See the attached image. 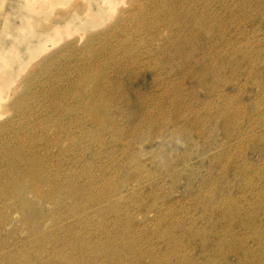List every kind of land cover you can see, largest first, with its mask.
I'll return each instance as SVG.
<instances>
[{
    "label": "rangeland",
    "instance_id": "1",
    "mask_svg": "<svg viewBox=\"0 0 264 264\" xmlns=\"http://www.w3.org/2000/svg\"><path fill=\"white\" fill-rule=\"evenodd\" d=\"M165 1L176 10L179 8L177 12H181L180 9L187 5V0ZM249 1H251L253 10L260 9L255 5L256 3L264 5V0ZM194 2L195 0H192L193 11L202 14V0ZM158 3L159 0H0V92L2 93L0 95V264H128V262H130L129 264H137V261L126 257V260L129 259L130 261L125 262L121 253L118 255L120 258L110 253L115 248L116 250L123 249L128 243L142 250L144 257H155L159 262L162 260L161 263L165 262L166 264V260L164 261L166 258L164 254L167 252L166 245L174 248L181 239V237L177 238L180 236V229L178 230L177 227L171 230L172 239L170 238L168 240L170 243L166 245L163 233L159 232L158 229H162L164 225L169 227V222L172 226L186 225L188 218H192V216L209 218L208 209L200 206L203 203L200 204L202 201L198 199V193L209 192L210 195L211 192L212 194L217 189V183H213L214 186H212L213 184L208 186L206 181L209 176L211 178L216 177L218 173L208 170L206 164H202L206 155L204 154L205 145H202L201 141L187 142L184 139H179L175 146H171L169 145L171 136L165 132L154 138V142L149 144L148 139L150 137L148 135L151 134V130L145 129L144 132L137 134L142 136L141 139L136 136L132 137V127L128 125L127 119L121 116L115 117L114 126L110 125L109 131L107 128L103 131L98 130V127L89 124V112L86 105L91 97L90 92L82 88L81 81L88 82L90 80L89 85L94 81L99 82V87L103 91L102 94L95 96V104H91L92 108L107 110L108 99L109 101L112 100L120 111H125L126 108L122 101H119L117 96L113 97L115 94L110 92L112 88L110 85L116 84L118 81L122 84L121 87L126 86L124 89H128L129 81L126 78V72L122 68H116V66L128 67L131 56L141 59L140 64L133 61L134 70L137 71L138 75H141L142 85L155 89L153 91L156 92V97L162 98V100L158 99L161 107L167 105L166 107L169 108L168 100L163 93L166 89H171L169 85L172 84V87L179 85L181 90L186 88L187 92L185 89L182 90L186 103H192L195 100L192 107L195 109L203 107L204 95L199 92L197 99L191 100L188 95L193 93L191 92L193 87H189L191 84L187 81L181 84L176 81L162 83L172 75L168 66L174 67L168 63V66L167 64L163 65L165 66L164 69H155L154 65H157L164 55L167 56L166 44L168 42L166 43L163 39V35L156 36L155 40L151 42L150 34L141 32L142 35L139 36L135 32V20L129 16L133 15L131 14L133 12L131 10L134 9L133 6L136 5V9L141 10L142 8L153 7V5L158 6ZM178 5L180 7L177 8ZM211 5L207 14L209 16L219 15L221 20L227 23L223 26L224 28L221 27L223 30L217 25L211 26L210 28H213L212 34L225 33L224 40L228 41L231 37L233 47H231V42L223 40L215 43V45L212 43L210 55L214 56L213 60L218 62V59L221 61L225 56L227 59L224 57L221 62L229 63L230 60L232 63L231 60H234L235 57L233 62L236 61L241 66L244 54L247 55L242 50V44H246L245 46L251 44L252 50L257 51L259 50L257 47L262 45L260 50H264L263 20L255 18L253 21L255 25L244 21L239 22V24L236 23L237 26L235 23V25H230L229 13L223 14L225 3L221 5L219 2H214ZM191 6L186 8H191ZM253 10H249L250 13ZM65 24H68L67 28ZM56 28L60 29L59 37H56ZM127 37H131V42L124 41ZM171 39L170 43L173 44L180 43L179 39L181 42L183 40L176 36ZM248 39L249 44H247ZM196 41L197 44L204 45L206 38L198 37L195 42L193 40L195 44ZM123 44L128 45L126 52L123 48L125 46H121ZM215 48H218V52ZM229 48H231L230 52ZM164 52L166 53L163 55ZM228 53L230 56H227ZM155 54L156 56H154ZM216 54L219 57L222 56L218 58ZM109 57L113 61L111 65L109 64L111 62ZM154 58L156 61L153 60ZM176 61L175 66H182L180 60ZM162 63L164 64V62ZM204 63L205 66H209L208 63L206 65V60ZM220 65V63L217 65L219 66L217 70L222 69L219 71L220 75L229 76L228 71L223 69L224 66ZM110 68H113V71ZM108 70L110 78L107 79ZM96 72H100V74L97 75ZM236 82L238 84L246 83L245 77L242 74L238 75ZM250 82V85L244 87L246 93L245 96L240 97L241 100L236 97L240 96V94L238 95L239 91L234 87L231 88L227 81L222 82V85L220 84L221 93H225V96L229 95L227 97L231 98L235 96L237 101H232L237 115L233 118L235 119L232 123L234 126H231V130L229 129L231 135L235 139L237 137L244 139L243 144L247 141L249 144L251 139L255 140L254 144L256 142L253 152L250 151L251 153L249 150L243 149L240 155H236L239 150L233 148L231 155L235 153L234 160L237 158L233 168L237 167L238 169L240 166L248 168L249 166L245 163L251 162L250 164L257 168L255 169L256 175L259 169L263 175L264 104L261 102H264V83L257 79H251ZM108 84L110 85L108 86ZM165 87L166 89H163ZM261 91L263 92L259 98L260 101L255 98H258L256 94ZM220 99H213L212 105L209 106L214 107L216 111L215 107H217ZM257 104H259L257 107L259 109L254 110L250 115L248 112L250 108L247 106L256 107ZM244 110L248 113L246 114ZM115 115L114 113L113 116ZM239 119H242L243 122ZM261 121L263 122L262 128H259L261 125L258 123ZM236 131H238L237 134ZM256 133L262 135L258 136ZM97 135L103 137L100 143L96 139ZM123 135H126V139L131 140V143H127L124 138L120 139L119 136ZM220 140L221 138L218 142L221 145L222 141ZM215 149L219 150L220 146ZM213 152L215 153V151ZM32 168V171L35 170L37 173L43 174V178L47 176L46 179L51 178L53 180L54 178L57 180L56 183L61 188H57L58 190L56 189L58 186L52 182L47 184V182L38 181L41 191L49 192L48 190H50L52 192L53 190V199L50 197L46 199L37 198L30 192L25 195H17L15 191H11L12 188L7 190V194H3L4 186L8 185L11 180L10 177H8L10 179L7 178L9 174L15 173L19 169L22 173L25 172L24 174L29 175L27 172H30ZM251 170L254 169L249 171ZM251 173H248L245 179H252L253 181L248 182L247 187L241 185L239 190L247 193L245 197L248 198L240 206L247 211L249 209L248 212L252 216V213L256 214L255 206L252 205L253 201H251L255 194L251 196L248 192L253 190L262 197L261 200L263 201L264 177L262 176L260 179L257 177L259 180L255 181L256 175L253 173L254 177ZM134 174H137V178H134L133 181L131 176ZM4 176L6 179L3 178ZM15 176L13 174V177ZM84 177H90V179L85 178L88 179L86 182ZM83 180L88 187L85 186L86 183ZM232 181L235 182V179ZM72 183L73 186L71 187ZM251 183L254 188L250 186ZM77 186L80 187V192L85 193L83 198L76 195ZM104 189H107L106 194L103 193ZM62 190H65V193ZM233 192L236 193L237 191L230 193ZM66 193L70 194L65 196ZM22 196L24 197L23 202L29 204L28 208L23 210L22 204L19 202ZM215 201L218 202V200H214V204H216ZM195 203L199 205L198 208L191 210L190 208ZM80 206L84 209H77ZM27 212L31 214L29 217L34 215L28 222L24 218V214ZM158 216L165 224L155 220L159 219ZM240 219L244 222L245 218L241 217ZM189 228L194 229V227L187 225L185 230ZM129 231L130 234H128ZM122 235H125V238ZM208 239L207 242L213 240L210 236ZM182 244H184L183 252L179 251L172 255L173 258L170 257L172 259H169L168 264L177 263V259L179 260L181 256L186 257L188 255L198 263L203 260L204 254L209 252L206 249L196 250V248L202 247L197 239ZM194 250L197 252L193 253ZM177 254H180V257ZM127 256L129 257V255Z\"/></svg>",
    "mask_w": 264,
    "mask_h": 264
},
{
    "label": "bare ground",
    "instance_id": "2",
    "mask_svg": "<svg viewBox=\"0 0 264 264\" xmlns=\"http://www.w3.org/2000/svg\"><path fill=\"white\" fill-rule=\"evenodd\" d=\"M195 2H196V0H195ZM202 2H203L202 8H201L202 14H197L196 11H193L192 6H191L193 4L192 0H187V2H186L187 5L184 7L185 9L184 8L180 9L181 12H177V10L179 9L178 7H180L179 5L177 6L178 9L176 10L174 7L169 5V3L167 1L159 0L158 6L155 5L157 7H155L153 5L154 8L149 7V8H142L140 10V9H136V5H134L133 6L134 9H132L131 11H133L135 13L130 11L131 14H133V15H129V16H131L132 19L135 20L134 22H135L136 26L135 25L134 26L136 27L135 32L137 33V35L139 34V36H141L142 35L141 32H145L147 34H150L151 42L153 40H155L156 36L159 37V36L163 35V39L166 41V43L168 42L167 44H169V45L166 44L167 47L165 46L167 56L164 55L166 53V52H164L163 53L164 58L162 57V60L158 61L157 65H154L155 69H157V70L158 69H164L165 66H163V65L167 64V66H168V63L172 64L174 66V67L168 66L172 75L167 77V79L165 78L166 80L163 81L162 83L166 84L168 82L176 81L178 84H181L182 82L187 81V83L191 84V86H189V87H193L192 88L193 90L189 89L193 93L189 92L190 95H188V96H190L191 100L197 99L199 92H201L204 95L203 107H201V109H198V108L195 109L194 107H192V106H194L193 102H195V100L192 103H186L185 102L186 100L184 101V96H183L184 94L182 93V90L184 91V89L186 90V88L183 87L184 89L181 90L180 89L181 87H179V85H177L176 87L175 86L172 87L173 84L169 85L171 87V89L170 88L166 89V87L163 88V89H166V91L164 90L165 93H163V94L166 95L165 97H166V100H168V105H169L168 107L169 108H167L166 107L167 105L165 106L164 103L163 104L165 107H163V106L161 107V105L159 104L160 102L158 101L159 98L156 97V92L153 91L155 89H153V88L151 89L150 87H148L146 85L145 86L142 85L141 75H138V73H136L137 71L134 70V63L140 64L141 59L138 58V56H137L138 59L131 56L132 58H131V61H130L128 67H126V66L123 67L124 65L117 67L115 65L116 68H120V69L122 68L126 72V76H127L126 78L129 81L128 89H124L126 86L124 88L121 87L122 84L118 81L116 84L114 82H112V83H114L113 85L108 84V86L110 85L112 87L110 92L115 94L113 97L117 96L119 98V101H122V103L125 105V108H126L125 111H120L116 107V105L113 104V101L112 100L109 101L108 99H107V110L106 109L100 110V109L92 108L91 104H95V102H94L95 96L102 94L103 91L99 87V82L94 81V82H92V84L89 85L90 80L88 82H82L81 81L82 88L87 89L90 92L89 94L91 97L89 103H87V105H86V109H88V112H89V122H90L89 124H91L95 127H98V130L100 129L103 131L104 129L106 130V128H107V131H109L108 130L109 126L110 125L114 126L113 121H116L115 117L121 116V117L126 118L128 121V125L130 127H132V133H131L132 137L136 136L137 138L141 139L142 136H138L137 134L144 132L145 129H150L151 134L148 135V137H150L148 139L149 144H152L154 142V138L161 136L162 133L168 132L169 135L171 136L169 139V145H171V146H175L179 139H184L187 142H189V141H201L202 145H205V153L204 154L206 155V157H205V161L202 164L203 165L206 164L208 170L217 171V173H218V175L216 173H214L215 175H217L216 177H214L213 176L214 174L212 173L213 177L211 178L209 176L210 180L207 179V181H206L208 186L212 185L213 183L214 184L217 183V189L215 187L216 190L214 189L215 191L213 190L214 192L212 194L210 192V195H209V192H199L198 193L199 194L198 199L200 201H202V202H200V204L203 203L200 206L206 208V210L208 209L209 218L204 219V218H202V216L201 217L198 216L199 218L197 216L196 217L192 216V218H188V222L186 225L182 223L183 224L182 226H176V225L172 226L171 222H169V227H167L168 225H164V226H162L163 230L161 228L158 229L159 232L163 233L162 235L164 236V240H166L165 245L170 243V241H168V240L172 237V235L170 233V232H172L171 230L173 228L176 229L177 227H178L177 228L178 230L180 229V231H179L180 236L177 237L175 235L178 239L181 237L180 241L178 240L179 242H177L178 245L176 244L174 246V244L172 243L174 248L166 245L167 246V248H166L167 254L166 253L164 254V256L166 257L164 259V261L166 260V264H168L170 262V260L173 258L172 255H175L179 251L183 252V248H184L183 247L184 244H182L183 242L195 240V239L199 240L200 244H202L201 245L202 247L196 248L197 251H200L203 249H206L207 251H209V252H206L204 254L205 256H204L203 260L196 263L194 260L191 259L190 255H188L186 257L185 256L180 257L179 256L180 254L179 255L177 254L180 258H179V260L177 259V261H178L177 263H174L175 262V260H174V262H173L174 264H264V237H263L264 233H262V232H264V230H261L264 228V203H263L264 200L262 201L261 200L262 197H260L258 193H255L252 190V191H249L248 193H250L249 195H251V196L255 194V197L253 200H251V199H249V200L253 201L252 205L255 206L256 214L252 213V216H251V213L248 212V211H250L249 209L247 211V209L240 206L241 203L244 204V200H247L248 198L246 199V197H245L247 193L241 192L242 190H239V187L241 188V185L243 187H245V186L247 187L248 182H251L252 179L251 180L249 179L250 181L248 179L246 180L245 179L246 176L248 175V173L250 174L251 172H252L251 174L253 175V173H255V171H256L255 169H257V168H255L256 166L253 167V165L250 164L251 162L245 163L246 165L249 166L248 168H246L245 166H240L238 169H237V167L233 168V165L235 164V161L237 158L234 160V157H236L235 153H234V155L233 154L231 155L233 148L236 150L237 149L239 150V151H237L236 155L237 154L240 155V153H241V151H243V149H245V150L247 149V150H249V152L250 151L253 152V149L255 147L256 142L254 144L255 140L251 139L250 140L251 142L249 141L250 142L249 144L247 143L248 141L245 142V143H247V145L244 146V144H245V143L243 144L244 139L243 140L238 139V137L235 139V137H233L231 135V131H230L231 126L232 127L234 126V125H232V123H234V120H235L233 118H235L237 115V111L234 108L232 101H234V100L236 101V97L240 98L241 96L243 97V95L245 96L246 92L244 91V89H246V88H244V87L251 84V82H250L251 79H257L261 83H264V65H262V63H264V50L263 51L260 50L262 45L257 47V49H259L257 51V50H252L251 44H250V46L249 45L245 46L246 44H244V45L242 44L243 45V46L241 45V47L243 48L242 50H244V52H246L247 55H245L243 53L244 57L243 58L240 57V58H242L241 66H239L236 61L233 62L235 60V57H234V60H231L232 63H230V60H229V63L226 61H224L226 63L221 62L222 60H224L225 56H223V59L221 61H219L220 59H218V62H217V60H213L214 56L210 55V53L212 51L210 45H212V43L215 45V43H217V42L219 43L222 40L226 41V39L224 40V38H223L225 33H223V34L213 33L212 34L213 28L211 29L210 27L217 25L218 27L221 28V27L227 25V23H225V21H222L221 20L222 18L219 17V15L215 14V15L209 16L207 14L209 11L208 8H211L210 5L214 4V2H216V3L219 2V3H221V5H223V3H225L224 9L226 12L224 11L223 14L225 15V13H229L228 19H229L230 25H232V24L235 25L236 23L239 24V22H241V21L247 22L251 25L252 24L255 25L253 23L255 18L261 19L264 21V5H262L261 3H256L255 5L260 7V9L253 10L251 8V1H249V0H239L236 2H235V0H202ZM202 2H200V3L202 4ZM200 3H198V4H200ZM187 6H189V7L191 6V8H186ZM211 6H213V5H211ZM201 9H200V11H201ZM249 10H253V12L250 13ZM219 12H221V11H219ZM222 17H224V16H222ZM244 22H242V23H244ZM238 24H236L235 26H237ZM65 27L67 28L68 24H65ZM58 28H56V37H59V30L60 29H58ZM66 28H64V29H66ZM218 31H220L219 28H218ZM174 36H176L178 38H182L183 43L181 42V39H179L180 43L179 42L177 44L170 43L172 40L171 38ZM198 37L199 38L201 37L203 39L206 38V41H205L206 45L205 44L199 45V44H197V41L195 44L194 42H195V40H197ZM229 38L231 39V37H229ZM235 38L237 39L236 36H235ZM230 39H228V41H226V42H231ZM193 40H194V42H193ZM124 41L125 42L126 41L131 42V37H127ZM184 41H185V43H184ZM248 42H249V39L247 41V44H249ZM241 43H239V44H241ZM236 45H238V44H236ZM121 46L122 47L125 46L123 48L126 52L128 45L123 44ZM231 47H232V42H231ZM234 48H235V46H234ZM238 49L240 50V48H238ZM230 50H231V48H229V52H230ZM219 51H220V49H219ZM157 52H156V54H157ZM213 52H214V50H213ZM217 52H218V50H217ZM240 52H241V50H240ZM156 54L154 56H156ZM237 54H238V51H237ZM111 56H112V54H111ZM217 56H216V58H217ZM227 56H230L229 53ZM241 56H243V55H241ZM98 57H99V55H98ZM220 57L218 56V58H220ZM231 57H233V56H231ZM156 58H158V57H156ZM156 58H154L153 60L156 61ZM110 59H111V62L109 64L111 65V64H113V61H112V58L109 57V60ZM107 60H108V57H107ZM176 60H180L182 62V66H180V65L175 66V62H177ZM205 60H206V65L208 63L209 66H205V63H204ZM238 60H241V59H238ZM133 61H134V63H133ZM162 62H164V64ZM183 62H184V65H183ZM219 63L222 66H224L223 67V69L225 68L224 70L228 71L229 76L224 77L223 75H220L219 71L222 69L218 68L219 70H217V67H219L217 65H219ZM110 69H112V71H113V68H110ZM97 72H96L97 75L100 74V72L99 73H97ZM224 73H225V71H224ZM109 74L110 73L108 70L107 71V79L110 78ZM226 74H227V72H226ZM241 74L245 77V80H246V83L244 82V84H238L236 82L237 76L238 75L240 76ZM97 75H95V76H97ZM154 79H156V78L154 77ZM91 81H93V80H91ZM224 81H227L228 84L231 86V88L234 87L237 91H239L238 95L240 94V96H236V97L233 96L232 97L233 99H232L231 97H227L229 95L225 96L224 95L225 93L222 94L221 93V91H222L221 85H222V82H224ZM154 82H155V80H154ZM159 82H161V81H159ZM109 83H110V81H109ZM183 84L185 85V83H183ZM181 86H183V85H181ZM161 87H163V86H161ZM144 89H145V91H144ZM163 89H160V90L162 91ZM0 91H1V89H0ZM156 91H157V89H156ZM263 91L256 94L258 98H255V99L261 98L260 96H262ZM186 92H187V90H186ZM1 94L2 93L0 92V95ZM107 94H109V93L107 92ZM222 97H224V98H222ZM217 98H218V100H219V98H221V99H220V101H218V105L215 104V105H217V107H215L217 110L215 111L214 107H211L209 105L212 103L213 99L216 100ZM160 99L162 100V98H160ZM240 100H241V98H240ZM259 100H256V101H259ZM196 101H198V100H196ZM115 102H117V101H115ZM261 104H264V102L262 101ZM97 105L100 106V104H97ZM215 105H213V106H215ZM258 105L259 104H257L256 107H253V106L251 107L250 105L247 106L250 108L249 111L247 110L250 113V115H251V113L254 112V110L257 111L259 109V108L257 109ZM247 107L245 106L244 108H247ZM121 109H124V108H121ZM242 110H243V108H242ZM245 110H244V112H245ZM114 113L116 114L115 116H113ZM256 113H259V112H256ZM263 114H262V116H263ZM258 117H259V115H258ZM250 119H251V117H250ZM239 120L242 121V119H239ZM262 121L260 123H258L259 125H261V127H259V128H262V124L264 122V121L263 122ZM244 126H245V124H244ZM90 127L92 128V126H90ZM257 129H258V127H257ZM89 130H90V128H89ZM245 130H246V128H245ZM258 130H260V129H258ZM251 131H249V132H251ZM255 131H257V130L255 129ZM255 131H253V132H255ZM237 132L238 131H236V134H237ZM240 133L242 134V131ZM252 135H254V134H252ZM119 137H120V139L124 138V140H126L127 143H131V140L129 141L126 139V135L119 136ZM219 138H221L220 141H222L221 145L218 142ZM96 139L100 143L101 140L103 139V137H101L100 135H97ZM247 140H248V138H247ZM217 146H218V148L220 146L219 150L215 149ZM262 146H264V145H262ZM261 150H262V148H261ZM213 151H215V153ZM262 151L264 152V147H263ZM263 152H262V154H263ZM242 153L244 154V152H242ZM247 153H248V151H247ZM237 157H239V156H237ZM246 161H248V160H246ZM35 165H38V164H35ZM19 169H20V167H19ZM19 169H17L15 171V173L11 172L12 174H9L8 176L6 175L7 178L10 177L11 180L10 181L8 180L10 178L7 179V181H9V184L4 186V193L3 194H7L6 193V192H8L7 190H10L12 188L11 191H13V192L15 191V193H17V195H21V194L25 195L27 192H30V193H33L34 196L37 198L46 199L47 197L48 198L50 197L53 199V196H52L53 190H52V192H50V190H48L49 192L41 191L39 189L40 185H38V181L42 182V183L47 182V184L52 182L53 184H56V186H58V184L56 183L57 182L56 179L53 178V180H52L51 178H48L49 179L48 180V179H46L47 176L45 178H43L44 175L37 173L35 170L32 171L33 168L30 170V172L29 171L27 172V173H29L30 176L27 174H24L25 172L22 173ZM250 169H254V170L249 171ZM21 170H22V168H21ZM24 170H27V169H24ZM259 170H261V169H259ZM259 170L257 171V175H256V173H255V175H256V178L258 177L260 179V178H262V176L264 177V174L261 175V172ZM262 172H263V169H262ZM31 173H33L32 176H31ZM13 174H15L16 176L13 177ZM255 175H253V176L255 177ZM6 176H4L3 178L6 179ZM131 177H132V180L134 181L137 178V174H134ZM85 178L90 179V177H84V179ZM258 178L257 179L254 178V180L255 181L259 180ZM88 179H85V181ZM233 179H235V182L232 181ZM129 181H130V179H129ZM28 182H29V184H28ZM255 183H257V182H255ZM74 184H75V182H74ZM214 184L212 186H214ZM44 185H46V184H44ZM50 185H48V186L50 187ZM80 185L81 184H79V186ZM59 186L56 187V189L59 188ZM72 186H73V183L71 184V187ZM85 186L88 187L87 183L85 184ZM89 186H91V185H89ZM250 186H252V183ZM257 186H258V184H257ZM261 186H262V184H261ZM51 187H52V185H51ZM80 187H78V192L76 195L83 198L85 193L83 194L82 192L79 191ZM252 187L254 188V186H252ZM255 187H256V185H255ZM81 188L83 189V187H81ZM89 188H91V187H89ZM261 188H263V187H261ZM59 189H61V188H59ZM87 190H89V189H87ZM232 191H237V192L236 193H234V192L230 193ZM238 191H239V193H238ZM256 191H258V190H256ZM63 192L65 193V190ZM103 193L106 194L107 189L106 190L104 189ZM206 193H208V195H206ZM67 194L69 195L70 193H66L65 196H68ZM91 197H93V195H91ZM91 197H90V200L92 199ZM94 198H96V197H94ZM214 200H218V202L215 201L216 204H214ZM23 201H24V197L22 196L19 199V202L22 204V210L27 209L28 208L27 206H29V204H26ZM241 201H243V202H241ZM219 202H220V205H219ZM248 202L251 203L250 201H248ZM248 202H246V203H248ZM203 205H205V206H203ZM198 206L199 205L197 203H195L194 206L191 207L190 209L194 210V209L198 208ZM146 207H149V206H146ZM77 209H84V208H81V206H80V207H77ZM146 209H148V208H146ZM141 210H140V212H141ZM28 212H27V214L26 213L24 214V218H25L26 222L31 221L30 218L34 217V215L32 217H29V215H31V214ZM144 212H145V210H144ZM187 212H188V210H187ZM262 213H263V215H262ZM202 215H204V214H202ZM241 217L245 218L244 222L240 219ZM158 218L159 219H155V220H158L157 222H161L162 224H165V223H163L164 221L162 219H160L159 216H158ZM171 218H172V216H171ZM185 221H187V220H185ZM170 225L172 226L171 228H170ZM187 225H188V227H194V229L189 228V229L185 230ZM181 227H183V228H181ZM169 228H170V230H169ZM245 229H246V231H243ZM153 231H154V229H153ZM110 234L112 235V233H110ZM128 234H130V231ZM162 235H160V236H162ZM209 236L211 238H213V240H211L210 242L209 241L207 242L206 240H209L208 239ZM123 237L125 238V235ZM106 242H104V243H106ZM171 242H173V241H171ZM120 246H121V243H120ZM196 250H194L193 253L197 252ZM110 253H111V255H115V256L116 255L118 256L121 253V255L124 256L125 262H127L129 260V259L126 260V258H131V260L137 261L138 262L137 264H139V263L140 264H165V262L161 263L162 260L159 262L158 259L155 257H149V256H148L149 258L144 257V253L142 252V250L137 249L136 246H132L129 243L126 244L123 247V249L116 250V248H115ZM127 255H129V257ZM181 255H182V253H181ZM170 257H172V258H170ZM118 258H120V257L118 256ZM121 258H123V257H121ZM115 262H116V260H115ZM121 263H123V262H121ZM129 263L130 262H128V264ZM94 264H96V263H94Z\"/></svg>",
    "mask_w": 264,
    "mask_h": 264
}]
</instances>
